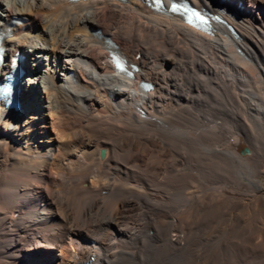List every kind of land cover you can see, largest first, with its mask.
Listing matches in <instances>:
<instances>
[{"label": "bare ground", "instance_id": "1", "mask_svg": "<svg viewBox=\"0 0 264 264\" xmlns=\"http://www.w3.org/2000/svg\"><path fill=\"white\" fill-rule=\"evenodd\" d=\"M175 1L0 0V264H264V0Z\"/></svg>", "mask_w": 264, "mask_h": 264}, {"label": "rangeland", "instance_id": "2", "mask_svg": "<svg viewBox=\"0 0 264 264\" xmlns=\"http://www.w3.org/2000/svg\"><path fill=\"white\" fill-rule=\"evenodd\" d=\"M26 64V62L24 61V65ZM18 97H19V95H18ZM178 126H176V131H179V133L177 134L178 136H183L184 135V131H186L185 130V127H181V126H179L178 128H177ZM183 131V132H182ZM180 134V135H179ZM187 141H185V142H181L180 143V145H181V148H182V150H184V151H186L187 149H188V143H186ZM186 143V144H185ZM184 144H185V146H184ZM186 147V148H184V147ZM201 147V148H200ZM198 148H200L201 150H203L204 149V145L202 144H200V145H198ZM263 182V181H262ZM178 204V205H177ZM177 204H176V210H178L177 212H179V211H182V209H181V204H180V201L179 200H177ZM178 208V209H177ZM180 214L182 213V212H179ZM182 215V214H181ZM185 216H186V214H184V215H182V217L183 218H185ZM187 218H188V216H186ZM186 219V218H185ZM189 220V219H188ZM189 222H190V220H189ZM197 226H198V228H197ZM190 227V228H189ZM186 228H187V230L189 231V232H192V230L195 228H197V229H199V230H201V224H199V225H196V227L195 226H191V225H189V223H188V225L186 224ZM193 228V229H192ZM194 229V230H195ZM20 244V242L17 244V245H19ZM183 253H181V251L180 252H176V254H175V256L177 257V260H176V257H174V262H175V264H190V260L192 259V257L194 256V254H195V252H193V255L190 253V255H192L191 257H190V255L188 256V254H189V249H186V250H183L182 251ZM187 252V253H186ZM197 252V251H196ZM151 254V253H150ZM180 255V256H179ZM183 256V257H182ZM182 257V258H181ZM186 258V261L184 260L185 258Z\"/></svg>", "mask_w": 264, "mask_h": 264}, {"label": "water", "instance_id": "3", "mask_svg": "<svg viewBox=\"0 0 264 264\" xmlns=\"http://www.w3.org/2000/svg\"><path fill=\"white\" fill-rule=\"evenodd\" d=\"M239 152H240V154H245V153H247V149L245 147H243V148L240 149ZM98 155H99L100 158L103 157L104 150L100 149L99 152H98Z\"/></svg>", "mask_w": 264, "mask_h": 264}]
</instances>
